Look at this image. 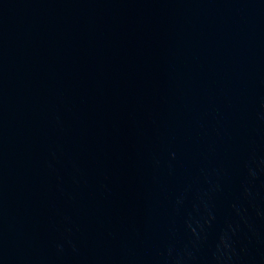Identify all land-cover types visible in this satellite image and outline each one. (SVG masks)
Instances as JSON below:
<instances>
[{"label": "water", "instance_id": "95a60500", "mask_svg": "<svg viewBox=\"0 0 264 264\" xmlns=\"http://www.w3.org/2000/svg\"><path fill=\"white\" fill-rule=\"evenodd\" d=\"M0 264H264V0H0Z\"/></svg>", "mask_w": 264, "mask_h": 264}]
</instances>
